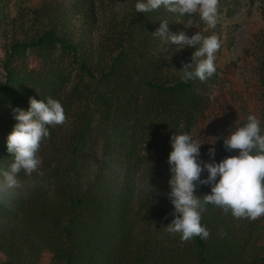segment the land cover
<instances>
[{
    "label": "trees",
    "instance_id": "1",
    "mask_svg": "<svg viewBox=\"0 0 264 264\" xmlns=\"http://www.w3.org/2000/svg\"><path fill=\"white\" fill-rule=\"evenodd\" d=\"M17 1L24 0H0L7 26L0 168L12 161L5 138L13 108L26 110L29 97H52L65 119L40 142L37 169L18 174L22 194L0 203V264H264V215L236 218L209 204L200 220L206 239L182 240L164 227L172 219L166 157L174 132L202 143V161L214 148L219 162L237 151H225L222 138L249 114L264 131V29L253 37V57L244 50L246 106L235 112L219 105L228 110L223 123L204 127L219 101L211 95L216 72L204 81L181 80L194 48L173 52L152 34L160 21L183 31L185 15L136 12V0H43L10 17ZM119 1L129 9L116 18ZM104 9L106 28L93 34ZM209 191L197 184L194 194Z\"/></svg>",
    "mask_w": 264,
    "mask_h": 264
},
{
    "label": "clouds",
    "instance_id": "2",
    "mask_svg": "<svg viewBox=\"0 0 264 264\" xmlns=\"http://www.w3.org/2000/svg\"><path fill=\"white\" fill-rule=\"evenodd\" d=\"M218 0H136V12L163 8L179 15L198 13L209 28L217 23ZM175 50L193 47L191 62L182 64L181 80L204 81L216 72L215 53L220 42L215 34L202 36L199 31L191 36L183 31L171 32L167 21H160L152 33ZM15 120L5 138L6 151L12 161L0 168V203H8L22 194L18 174L32 173L40 164L37 150L40 142L48 137L49 126L63 123L65 119L61 103L52 98H28L27 109L13 108ZM215 140L212 143L213 144ZM186 132H174L169 138L170 151L166 162L169 165L167 198L172 205V219L164 226L169 233H179L182 240L193 236L208 237V230L200 223L206 205H215L236 218L255 219L264 215V131L254 114L246 121L230 128L222 138L225 151L237 150L219 162L212 159L214 148L208 149L209 160L199 158V147ZM206 176L201 178V173ZM197 184L210 186L203 195L194 194ZM146 186L145 191H146Z\"/></svg>",
    "mask_w": 264,
    "mask_h": 264
},
{
    "label": "rangeland",
    "instance_id": "3",
    "mask_svg": "<svg viewBox=\"0 0 264 264\" xmlns=\"http://www.w3.org/2000/svg\"><path fill=\"white\" fill-rule=\"evenodd\" d=\"M43 0H24L23 2H10V17L17 14L18 8L24 10L38 8ZM129 6L125 1H119L112 9L114 17H118ZM218 18L214 28H209L203 22L198 13L185 15L183 32L191 36L199 31L202 36L215 34L220 42V48L215 53L216 65V83L213 85L211 95L216 98L214 105L217 106L212 116L204 119V127H208L213 122L223 123L226 108L234 109L239 112L246 106V95L248 86L246 79L249 78L250 72L245 66L244 50H251L253 37L261 29H264V0H223L217 3ZM0 12L1 9H0ZM98 27L92 28L93 34H98L99 28L105 29L104 24L108 21V9H104L97 15ZM104 22V24H103ZM104 26V27H103ZM7 26L0 21V65L3 60V46L6 41ZM166 44H168L165 41ZM175 45L171 50L174 52ZM184 48V47H183ZM182 49L177 50L182 52ZM219 103V104H218ZM219 108V105L225 107ZM221 114V115H220ZM37 155V154H36ZM37 158L39 159L38 155ZM0 256V261H1Z\"/></svg>",
    "mask_w": 264,
    "mask_h": 264
}]
</instances>
